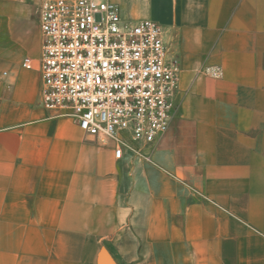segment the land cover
Masks as SVG:
<instances>
[{
    "label": "crops",
    "instance_id": "obj_1",
    "mask_svg": "<svg viewBox=\"0 0 264 264\" xmlns=\"http://www.w3.org/2000/svg\"><path fill=\"white\" fill-rule=\"evenodd\" d=\"M110 1L163 27L177 114L116 158L41 105V0H0V264H264V0Z\"/></svg>",
    "mask_w": 264,
    "mask_h": 264
},
{
    "label": "built area",
    "instance_id": "obj_2",
    "mask_svg": "<svg viewBox=\"0 0 264 264\" xmlns=\"http://www.w3.org/2000/svg\"><path fill=\"white\" fill-rule=\"evenodd\" d=\"M41 105L87 134L150 159L177 114L180 66L163 27L123 19L110 0H41ZM23 66L31 68L27 57Z\"/></svg>",
    "mask_w": 264,
    "mask_h": 264
}]
</instances>
